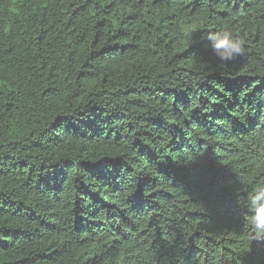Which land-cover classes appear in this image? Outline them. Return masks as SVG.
<instances>
[{
	"label": "trees",
	"instance_id": "1",
	"mask_svg": "<svg viewBox=\"0 0 264 264\" xmlns=\"http://www.w3.org/2000/svg\"><path fill=\"white\" fill-rule=\"evenodd\" d=\"M259 180L264 0H0V264H264Z\"/></svg>",
	"mask_w": 264,
	"mask_h": 264
},
{
	"label": "clouds",
	"instance_id": "2",
	"mask_svg": "<svg viewBox=\"0 0 264 264\" xmlns=\"http://www.w3.org/2000/svg\"><path fill=\"white\" fill-rule=\"evenodd\" d=\"M207 43L206 50L219 61L217 67H227L229 62L246 53V39L237 35L231 28L218 26L214 31L203 34ZM237 204L243 209L242 218L245 222L249 241L264 244V180H259L243 197L236 194Z\"/></svg>",
	"mask_w": 264,
	"mask_h": 264
}]
</instances>
